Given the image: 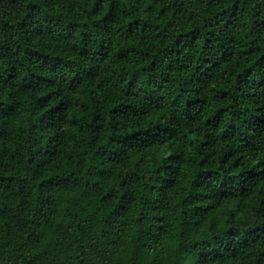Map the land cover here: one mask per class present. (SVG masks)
Returning <instances> with one entry per match:
<instances>
[{
    "label": "trees",
    "instance_id": "trees-1",
    "mask_svg": "<svg viewBox=\"0 0 264 264\" xmlns=\"http://www.w3.org/2000/svg\"><path fill=\"white\" fill-rule=\"evenodd\" d=\"M0 264H264V0H0Z\"/></svg>",
    "mask_w": 264,
    "mask_h": 264
}]
</instances>
